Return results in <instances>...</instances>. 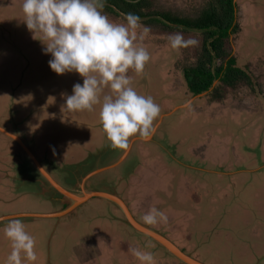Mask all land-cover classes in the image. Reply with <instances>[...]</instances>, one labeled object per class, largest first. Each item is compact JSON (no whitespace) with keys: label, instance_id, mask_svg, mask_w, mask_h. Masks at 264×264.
<instances>
[{"label":"rangeland","instance_id":"obj_1","mask_svg":"<svg viewBox=\"0 0 264 264\" xmlns=\"http://www.w3.org/2000/svg\"><path fill=\"white\" fill-rule=\"evenodd\" d=\"M209 1L154 0V3L156 8L163 7L164 10H180L196 15ZM236 1L239 7L240 30L232 36L230 48L237 58L238 66L247 70L252 80L249 84L243 82L235 87L223 86L221 99L215 104H211L213 99L210 100L207 94L194 98L189 92L182 71L183 66L195 61L203 43V34L197 31H170L161 24L141 23L151 28L148 37L141 42L151 56L145 69H151L148 71L150 78L153 75L158 76L154 80L161 83L160 88L156 89L158 94L161 91L162 95L153 99L160 106L161 112L170 113L161 116L162 122L153 142L148 145L142 141L140 144L144 149L131 152L132 155L118 168L119 171H127L130 167L135 168L136 162L142 164L141 171L147 173V184L139 185L142 174L134 176L129 186L126 184L123 187L124 195L130 200L137 194L136 199L143 194H146L145 198L149 197V194L154 196L157 201L148 202L153 203L152 207L164 212L168 217L167 227L176 238L173 241L182 250L206 264H264V0ZM22 3L23 0H0V85L8 81L21 84L20 81L32 77L33 69L37 70L38 63L45 58H52L50 53L45 54V45L39 39H36L38 43H30L29 37L34 36L23 22ZM103 13L114 22L126 23L123 17L111 14L104 8ZM175 33L183 34L186 40L193 38L198 43L175 50L169 43V36ZM35 38H39V35ZM31 53L34 54L33 57ZM36 55L44 58L41 61L34 60ZM27 57L30 58V65ZM41 69L44 73L51 71L48 62L43 64ZM155 72L158 74L155 75ZM136 75L133 73L131 79L134 80ZM66 76L69 77V72ZM143 76L144 74L137 75V80L134 81L135 90L137 83L141 87ZM145 79L149 81L148 77ZM68 80V90L71 93L74 84L83 83V78L76 72H71ZM27 84L26 81L23 85ZM27 87H30V84ZM141 89L142 91L139 88L137 92L145 95L143 87ZM106 91L110 92V89L106 88L104 92ZM25 96L27 97V94ZM30 97L28 95L27 98ZM32 103L33 98L26 103L23 99V117L18 119L19 126L16 131L36 154L43 167L49 168L30 138L36 139L37 144L40 142L45 147L55 142L58 149L59 145H64L62 142H56L57 139L62 135L67 139H74V135L72 131L67 134L54 129L52 133L46 131L47 126L40 123V118L35 126L39 127L44 141L35 134L29 137L28 134L36 128L32 126L28 115L33 111ZM180 103H187V106L175 109ZM43 113L40 114L43 121L49 115L55 117L53 110L49 108ZM90 115L89 123L99 125V131L102 133L99 112L91 111ZM50 140L52 142L48 143ZM1 142L5 144L4 139L0 140V145ZM8 142L9 147L23 156H9L8 173L14 178H6L0 194L13 201L7 204V207L0 205V209L3 212L52 211L55 206L41 198L43 195L39 196L46 187L45 181V184L40 182L37 186L41 191L24 184L27 178L25 176L32 167L38 174L43 173L19 142L10 138L6 140V143ZM90 143L77 141L74 145ZM105 143H108L111 153L122 151L113 149L108 139ZM57 149L49 155L56 157L55 153L60 151ZM58 156L63 155L59 153ZM68 156L71 158L73 155ZM150 167L152 169L148 171ZM15 171L18 174L14 175ZM103 176L106 180L110 179V173ZM44 178L46 179L45 176ZM11 189H16V193L20 191L26 194L27 190L34 189L38 196L35 198L21 193V196L13 199ZM253 201L258 204H253ZM242 202L245 207L236 205ZM112 212L116 217H111ZM105 213L108 216H104ZM119 213L121 214L114 205L105 200L91 201L88 207L78 210L62 223L56 218L24 223L25 230L36 239L35 250L38 256L37 261L25 260L24 264H78V255H96L100 252L99 248L105 255L101 264H141L129 251L130 248L124 247L122 243L118 245L120 239L125 240L130 235L117 229L121 225L119 218H122ZM157 224L166 227L163 222ZM125 226L134 233L132 235L135 242L143 247L148 246L140 249L153 253L155 264H183L167 254L150 237L135 231L129 225ZM98 228H101L102 232H99ZM0 237V261L5 264L11 252V242L5 237L4 229L0 230ZM2 254L5 257H2Z\"/></svg>","mask_w":264,"mask_h":264},{"label":"clouds","instance_id":"obj_2","mask_svg":"<svg viewBox=\"0 0 264 264\" xmlns=\"http://www.w3.org/2000/svg\"><path fill=\"white\" fill-rule=\"evenodd\" d=\"M104 0H23V22L44 45L51 70L58 75L76 72L83 83L73 85L66 97L68 111H93L100 105L99 120L113 149L127 151L132 138L149 140L155 134L160 106L153 97L139 94L131 85L129 70L144 74L151 59L142 43L151 32L140 17L126 14V23L112 21L103 13ZM175 50L195 46L198 41L183 34L169 36ZM106 88L110 94H103ZM145 224L167 223L166 214L153 207L142 217ZM11 242L5 264H24L38 259L36 239L17 219L4 227ZM141 264H155L151 252L132 247Z\"/></svg>","mask_w":264,"mask_h":264},{"label":"crops","instance_id":"obj_3","mask_svg":"<svg viewBox=\"0 0 264 264\" xmlns=\"http://www.w3.org/2000/svg\"><path fill=\"white\" fill-rule=\"evenodd\" d=\"M29 38L31 40V41L29 40L30 43H34V42L38 43L36 38H35V40H33L34 37H29ZM35 49H37V47H35ZM31 56L33 57L34 54L31 53ZM42 58H44V57H42L40 55H36V57H34V60L40 59V61H41ZM26 60L30 65V58L27 57ZM48 61L49 60L45 58L40 63H38L37 70L33 69L34 73L31 74L32 77L30 79H24L23 81H20L21 84L17 85V81H16V84H13V83L8 81V83H4L3 85H0L1 86L0 87V89H1L0 90V128H1L0 129V140H3V139L5 140V144H3L1 142V145H0V191L4 187V183H5L6 178H10L12 176L11 173H8V171H9L8 163L10 161L9 156H11L13 158L23 156L22 154H19L18 151L16 152L15 150H13L12 147H9L10 143L9 142L6 143V140H8L10 138L11 140L14 139L15 141H17L15 138H13L11 136V134H14V135H17L20 137V134L16 130L18 129V126H19V123H18L19 120L18 119H20V117H23V114L21 112V109L25 105V104L24 105L22 104L23 99H25V103H26L27 100L33 98V103H32L33 111L29 112L28 115L30 117V122L32 123V126H34L36 128H34L31 131V133L28 134L29 137H32L31 135L35 134L36 136L40 137V139H42L44 141L42 133H40V131H39L40 130L39 127L35 126V124L40 120V118H41L40 123L42 122V124L45 125V127L47 126L46 131H49L52 133V130L54 129L55 131H58L59 133L63 132V134H67V133L72 131L71 133H73V135H74V139L73 138L67 139L65 137V135H62L60 137V139H57L56 142H62V145H64V147L59 145L58 149H57V144L55 145V142L53 143L52 140H50L48 142V143L52 142V144L48 145V147H45L39 141L38 142L40 144L39 143L37 144L36 139L30 138V140L32 142H34V145L36 144L35 147H37V150L40 153V155H42V157L45 158L44 160L47 161L46 164L48 165V167L50 169L45 167V166H44V168L48 169V170L47 169L46 170L51 175V177L57 183H59L64 188H66L72 192L73 191L74 192H80V187L82 185L85 186L86 190H101L104 192L105 191L106 192H116L128 204L129 208L131 209V211H132L133 215L136 217V219H138L139 221L141 219L142 223L145 224L142 217L146 213H148L151 208H153L152 207L153 203H149L148 201L153 200V202H154L155 200L157 201V199L154 196L151 197L150 194H149V197L147 196V198H145L146 194H143V195H141V197H138V198H140V200L138 201V198L137 199L135 198L136 196H138V194H137L136 196L134 195V199L132 197V199L130 200L128 197H126V195H124L122 189L126 184H128V186H129V183L131 182V180L133 179L134 176H139L140 174H142V176H140V182H142V183L139 182V185L145 186L147 184V183H145L147 180L145 174H147V173H142L141 170H143V166H142V164L141 165L137 164L138 162L135 163V168L130 167L127 171L126 170L119 171L118 168L121 167L127 161V159L132 155L133 152L142 150L143 147L140 144L142 141L148 145H150V143L153 142V137L158 132V127L162 122L161 118L164 117L165 115L169 114L170 111L161 112V115L156 122L155 134L151 137V139L143 140L139 137L132 138L130 141V148L127 151L122 150L120 153H117L116 151L111 153L108 150L109 149L108 143H105V141L107 140V137H106V134L104 133V131L101 133L99 131V128H100L99 125L89 123L90 119H91V115H90L91 111L89 112V111L85 110V111H79V112H71V111H68L66 106H65L66 97L68 95L72 94L71 91L68 90L69 89V82H70V80H68V79L70 77L71 72H69V77L66 76V73L63 75H58L53 70H51V68H50L51 71H47V69H44L47 71L44 73L43 69H41V66ZM150 70L151 69H149L148 71H150ZM160 71H161V69H160ZM133 73H135L134 70L129 71L128 75L131 77L133 75ZM145 73H147L146 69L144 70V76L142 77V85H141V87H139L140 85L137 83L136 91H139V88L142 91L141 88L143 87V90H144L146 96H151L153 98H159L162 95V93L160 91V94H158L159 92L156 88H160L161 83L154 80L158 76L155 77L153 75V76H151L150 80L148 81L147 79H145ZM156 74H158V73L155 72V75ZM161 74H162V71H161ZM165 75H166V73H165ZM136 80H137V75H136V78H134V80H132L133 82H132L131 86L133 88H134V84H135L134 81L136 82ZM26 81L28 83L27 86H29V84H30V87L23 85L24 83H26ZM42 86H44V87H42ZM63 86H65V88ZM26 94H27V97H28V95H30L31 97L28 99L25 96ZM103 94H110V92L106 91ZM204 94L208 95V92L199 94L197 96H203ZM155 96H157V97H155ZM197 96H194V98ZM209 99L210 100L213 99L211 104H215V102H219L218 100L221 99V97L210 96ZM186 106H187V103H180V105L176 106L175 109H178L180 107H186ZM48 108L50 110H53L55 117L53 115H49L46 117L45 121H43L44 119H43V117L40 116V114H42L43 112L46 113V110ZM95 110L97 112H99L100 111V105H95L93 111L96 112ZM47 118H48V121H46ZM31 123H30V125H31ZM25 129H27V128L25 127ZM54 138H56V137H54ZM57 138H59V137H57ZM75 140L83 142V143H90V142L91 143L90 144L74 145V142H77ZM85 141H87V142H85ZM54 145H55V147H54ZM206 148H208V147H206ZM56 149L57 150L60 149V151L58 153H55V154H57V156L51 157L49 154H51V152H53V150H56ZM78 152H80V153H78ZM59 153H61L63 156H58ZM68 154L69 155L72 154L73 156L70 158L68 156ZM151 167L147 170L149 171L150 169H152ZM22 171H20V173H22ZM37 172L38 171L35 170L34 167H32V170H29L28 175L25 176L27 178H25L24 184H26V187L28 186V187H33V188L36 187L37 188V186L40 185V182H42L44 184L46 182V184H45L46 187L43 190V193L40 192L41 194H39V196L43 195L41 198L46 200L48 203L54 205L55 206L54 209L52 211H47V212L46 211H37V210H22V211L6 210L5 212H3L0 209V230L4 229V227L8 224L9 221L17 220V219L21 220L23 223H35L38 219L56 218L60 223H62L65 221V219L67 217H71L70 215L74 214L78 210H80V209L84 210L85 207H88V204L91 201H103L104 200V199H101L98 197L90 198L86 202H84L83 204L79 205L76 209H74L71 212L63 215L60 218L55 217V216H51V217H48V216L45 217L44 216V217H17V218L4 219V217H6V216H15L17 214H26V213L27 214L35 213V214H42V215L43 214H55V213H58L64 209H66L70 205L67 203V205L65 206L66 201L64 200L63 196L53 187V185L48 180H46L44 178V176L41 173L38 174ZM15 173L18 174V172H16V171L13 172L14 175H15ZM105 173H110V179L109 180H106V177L103 176ZM90 174H92V176L89 179L85 180V178ZM11 178H14V177H11ZM8 186H5V187H8ZM10 188H11V186H10ZM37 189L39 191L42 190V189H40V187ZM11 190H13L12 191L13 199L18 198V196H21L20 195L21 193L26 194V192H20V191H17L18 193H16V191H15L16 189L15 190L11 189ZM27 191H28V194H26V195H28L30 197L35 196V198H37L38 193L34 189H29ZM44 196H45V198H44ZM49 198L52 199V201ZM145 199H148V200L146 201ZM11 201H13V200L5 199V197H3L0 194V205L6 206L7 204H10ZM144 201H146V202H144ZM40 202L42 203L41 200H40ZM161 202H163V201H161ZM253 202H254L253 204H258V202H256V201H253ZM94 203H96V202H94ZM110 204H112V203H110ZM112 205H114V204H112ZM236 205L245 207L244 206L245 204L243 202L239 203V204L236 203ZM8 208H9V205H8ZM8 208H6V209H8ZM115 208L117 209L118 212L120 211V209L117 206H115ZM121 215H122V218H119V220H120L119 223L121 225H119L117 227V229L123 231L125 234H130V235H128L127 239H125V240L120 239L118 245H120L122 243V245H124V247H126L128 249L132 248V247H136L135 243H137V242H135L133 240V235H132L134 233L131 232V230H129L128 228H126L125 225H128V224L126 223V220H125L122 212H121V214L119 213V217H121ZM104 216H108V215L105 213ZM111 217H116V215H114L112 212ZM165 225H166V227L164 225L161 227L158 224L150 225V226L160 230L164 234H167L169 236V238H171L172 240L176 239L175 237H173V235H171V234H173V232H171L169 230V228L167 227L168 222L165 223ZM97 230H100L99 232H102L101 228H98ZM0 239H1V237H0ZM0 243H2V242L0 241ZM146 247H148V246L143 247L137 243L138 249L146 248ZM99 251L100 252H97L96 255H87V256L78 255V257H77V260L79 262L78 264H95V263L101 264L105 255H104L103 251L100 250V248H99ZM260 254H261V252L258 253V255H260ZM1 256L5 257V256H3V254ZM96 256H98V257H96ZM98 258L100 260H96ZM0 264H2L1 261H0Z\"/></svg>","mask_w":264,"mask_h":264},{"label":"trees","instance_id":"obj_4","mask_svg":"<svg viewBox=\"0 0 264 264\" xmlns=\"http://www.w3.org/2000/svg\"><path fill=\"white\" fill-rule=\"evenodd\" d=\"M104 9L121 16L134 14L145 25H163L170 31H197L203 34V43L195 61L182 67L192 96L208 92L221 97L222 87L251 83L250 73L238 66L230 48L232 36L240 30L239 7L236 0H210L198 13L164 10L154 0H104ZM145 78L150 75L146 69Z\"/></svg>","mask_w":264,"mask_h":264},{"label":"water","instance_id":"obj_5","mask_svg":"<svg viewBox=\"0 0 264 264\" xmlns=\"http://www.w3.org/2000/svg\"><path fill=\"white\" fill-rule=\"evenodd\" d=\"M1 129V128H0ZM13 138L19 142V144L24 148V150L27 152V154L33 159L35 164L37 165L38 169L43 173V175L46 177V179L53 185V187L63 196L65 202V206L70 204L66 209L55 213V214H35V213H29V214H17L15 216H6L4 219L7 218H17V217H62L63 215L71 212L72 210L76 209L79 205L83 204L90 198L98 197L101 199H104L115 206H117L120 211L122 212L126 223L131 226L134 230L150 237L154 241H156L159 245V247L163 248L167 254H170L173 256L176 260L183 264H206L205 262L199 260L198 258L192 256L191 254L185 252L182 250L181 247H179L171 238H169L167 235L162 233L156 228H153L149 225L143 224L140 222L136 217L133 215L131 209L129 208L128 204L125 202V200L116 192H104L101 190H86L85 186L82 185L80 187V192H72L68 189L64 188L62 185L57 183L51 175L47 172V170L43 167V165L40 163L34 152L31 151V149L22 141V139L14 134H11ZM92 176V174L88 175L85 180L89 179ZM68 201V202H67Z\"/></svg>","mask_w":264,"mask_h":264},{"label":"flooded vegetation","instance_id":"obj_6","mask_svg":"<svg viewBox=\"0 0 264 264\" xmlns=\"http://www.w3.org/2000/svg\"><path fill=\"white\" fill-rule=\"evenodd\" d=\"M47 180V179H46Z\"/></svg>","mask_w":264,"mask_h":264}]
</instances>
